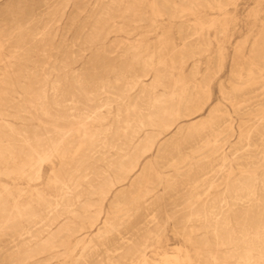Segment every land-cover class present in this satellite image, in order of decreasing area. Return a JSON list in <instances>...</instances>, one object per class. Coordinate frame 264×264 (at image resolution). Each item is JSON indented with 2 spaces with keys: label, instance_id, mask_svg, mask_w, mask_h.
<instances>
[{
  "label": "rangeland",
  "instance_id": "rangeland-1",
  "mask_svg": "<svg viewBox=\"0 0 264 264\" xmlns=\"http://www.w3.org/2000/svg\"><path fill=\"white\" fill-rule=\"evenodd\" d=\"M135 1L0 0V264H264V0Z\"/></svg>",
  "mask_w": 264,
  "mask_h": 264
},
{
  "label": "bare ground",
  "instance_id": "bare-ground-1",
  "mask_svg": "<svg viewBox=\"0 0 264 264\" xmlns=\"http://www.w3.org/2000/svg\"><path fill=\"white\" fill-rule=\"evenodd\" d=\"M132 1H133V0H132ZM136 1H137V0H136ZM136 1H135V2H136ZM211 1H212V0H211ZM217 1H218V0H217ZM229 1H230V0H229ZM122 2H123V1H122ZM135 2H134V3H135ZM183 2H184V1H183ZM188 2H189V1H188ZM209 2H210V1H209ZM221 2H222V1H221ZM68 3H69V2H68ZM191 3H192V2H191ZM191 3H190V4H191ZM199 3H200V2H199ZM205 3H206V2H205ZM205 3L200 4V6H202V5L205 4ZM211 3H212V2H211ZM135 4H137V3H135ZM159 4H160V3H159ZM171 4H172V3H171ZM226 4H228V3H226ZM191 5H192V4H191ZM194 5H195V4H193V7H195ZM197 5H199V4H197ZM212 5H213V3H212ZM216 5H217V4H216ZM222 5H223V4H222ZM127 6H129V5H127ZM132 6H133V5H132ZM132 6H131V7H132ZM184 6H185V5H184ZM188 6H189V5H188ZM213 6H214V5H213ZM105 7H106V6H105ZM129 7H130V6H129ZM193 7H192V8H193ZM215 7H218V6H215ZM110 8H111V7H110ZM177 8H178V7H177ZM189 8H190V7H189ZM198 8H199V7H198ZM168 9H169V8H168ZM128 10H129V8H128ZM133 10H134V9H133ZM208 10H209V9H208ZM100 12H101V11H100ZM105 12H106V11H105ZM180 12H181V11H180ZM176 13H177V12H176ZM101 15H102V14H101ZM175 15H176V14H175ZM178 16H179V15H178ZM97 17H98V16H97ZM104 17H106V16H104ZM172 17H173V16H172ZM108 18H109V17H108ZM174 18H175V17H174ZM98 23H99V22H98ZM205 27H206V26H205ZM205 29H206V28H205ZM98 36H99V35H98ZM91 37H92V36H91ZM20 38H21V37H20ZM95 39H96V38H95ZM0 40H1V39H0ZM193 40H194V39H193ZM217 40H218V39H217ZM1 41H3V40H1ZM33 41H34V40H33ZM42 41H44V40H42ZM5 43H6V42H5ZM1 44H2V43H1ZM217 44H218V43H217ZM6 45H7V44H6ZM182 45H183V44H182ZM14 46H15V45H14ZM193 46H194V45H193ZM205 46H206V45H205ZM22 47H23V46H22ZM197 47H198V46H197ZM0 48H1V47H0ZM205 48H206V47H205ZM30 49H31V48H30ZM5 50H6V49H5ZM23 50H24V49H23ZM27 50H28V49H27ZM218 51H219V50H218ZM0 52H1V51H0ZM29 52H30V51H29ZM1 53H2V52H1ZM40 54H41V53H40ZM153 54H154V53H153ZM12 55H13V54H12ZM27 55H28V54H27ZM2 57H3V56H2ZM12 57H13V56H12ZM161 58H162V57H161ZM159 59H160V58H159ZM16 60H17V59H16ZM137 60H138V59H137ZM148 60H149V59H148ZM27 61H28V60H27ZM180 61H181V60H180ZM150 62H151V61H150ZM261 63H262V62H261ZM151 64H152V63H151ZM250 64H251V63H250ZM245 65H246V64H245ZM8 66H9V65H8ZM16 66H17V65H16ZM146 66H147V65H146ZM220 66H221V65H220ZM253 66H255V65L253 64ZM263 66H264V65H263ZM174 67H175V66H174ZM247 67H248V66H247ZM261 67H262V66H261ZM30 68H31V67H30ZM244 68H245V67H244ZM26 69H27V68H26ZM64 70H65V69H64ZM253 71H254V70H253ZM255 71H256V70H255ZM24 72H25V71H24ZM153 72H154V71H153ZM191 72H192V71H191ZM237 72H239V71H237ZM60 73H61V72H60ZM196 73H197V72H196ZM206 73H208V72H206ZM244 73H245V72H244ZM157 75H158V74H157ZM75 76H76V75H75ZM194 76H195V75H194ZM205 76H206V75H205ZM233 76H234V75H233ZM158 77H160V76H158ZM158 77H157V79H158ZM1 78H2V77H1ZM194 78H195V77H194ZM155 79H156V78H155ZM81 81H82V80H81ZM99 82H100V81H99ZM158 83H159V82H158ZM181 83H182V82H181ZM204 83H206V82H204ZM208 83H209V81H208ZM55 84H56V83H55ZM45 85H46V84H45ZM153 85H155V84H153ZM153 85H152V86H153ZM109 86H110V85H109ZM191 86H192V85H191ZM94 87H95V86H94ZM116 87H117V86H116ZM153 87H154V86H153ZM153 87H152V88H153ZM177 87H178V86H177ZM179 87H181V85H179ZM101 88H102V87H101ZM219 88H220V87H219ZM50 90H51V89H50ZM103 90H104V89H103ZM206 90H207V89H206ZM223 90H224V89H223ZM223 90H222V91H223ZM144 91H145V90H144ZM152 91H153V89H152ZM146 92H147V91H146ZM242 93H243V92H242ZM1 95H2V94H1ZM38 95H39V94H38ZM121 95H122V94H121ZM143 95H144V94H143ZM66 96H67V95H66ZM73 96H74V95H73ZM107 96H108V95H107ZM27 97H28V96H27ZM163 97H164V96H163ZM166 97H167V96H166ZM192 97H193V96H192ZM233 97H235V96H233ZM34 98H35V97H34ZM168 98H169V97H168ZM33 100H34V99H33ZM42 100H43V99H42ZM60 100H61V99H60ZM119 100H120V99H119ZM144 100H145V99H144ZM160 100H161V99H160ZM167 100H169V99H166V101H167ZM186 100H187V99H186ZM188 100H189V99H188ZM190 100H191V99H190ZM227 100H228V99H227ZM263 100H264V99H263ZM45 101H46V100H45ZM65 101H66V100H65ZM36 102H37V101H36ZM36 102H35V103H36ZM188 102H189V101H188ZM197 102H198V101H197ZM240 102H241V101H240ZM245 102H246V101H245ZM256 102H257V101H256ZM258 102H260V100H259ZM71 103H72V102H71ZM85 103H86V102H85ZM154 103H155V101H154ZM156 103H158V102H156ZM163 103H164V102H163ZM167 103H168V102H167ZM190 103H191V102H190ZM234 103H235V102H234ZM104 104H105V103H104ZM107 104H108V103H107ZM159 104H160V103H159ZM182 104H184V103H182ZM194 104H195V103H194ZM52 105H53V104H52ZM90 105H91V104H90ZM164 105H165V104H164ZM166 105H167V104H166ZM184 105H187V104H184ZM199 105H200V104H199ZM170 106H172V103L170 104ZM235 106H236V105H235ZM239 106H240V105H239ZM163 107H164V106H163ZM167 107H168V106H167ZM185 107H186V106H185ZM187 107H188V106H187ZM201 107H202V106H201ZM255 107H256V106H255ZM33 108H34V107H33ZM84 108H85V107H84ZM92 108H93V107H92ZM164 109H165V107H164ZM186 109H187V108H186ZM201 109H202V108H200L199 110L201 111ZM253 109H254V108H253ZM74 110H75V109H74ZM157 110H159V109H157ZM157 110H155V111H157ZM189 110H190V109H189ZM257 110H258V109H257ZM140 111H141V110H140ZM140 111H139V112H140ZM236 111H238V110H236ZM76 112H77V111H76ZM252 112H254V110H253ZM66 113H67V112H66ZM183 113H184V111H183ZM208 113H209V112H208ZM83 114H84V113H83ZM159 114H160V113H159ZM159 114L157 113V115H159ZM216 114H217V113H216ZM36 115H37V114H36ZM88 115H89V114H88ZM152 115H153V114H152ZM164 115H165V114H164ZM182 115H184V114H182ZM182 115H181V116H182ZM190 115H192V113H188V114L186 113V116L189 117ZM66 116H67V115H66ZM85 116H86V114H85ZM93 116H94V115H93ZM97 116H98V115H97ZM100 116H101V115H100ZM134 116H135V115H134ZM153 116H155V115H153ZM217 116H218V115H217ZM87 117H88V116H87ZM98 117H99V116H98ZM98 117H97V118H98ZM141 117H142V116H141ZM184 117H185V116H184ZM188 117H187V118H188ZM210 117H211V116H210ZM213 117H214V116H213ZM213 117H212V118H213ZM227 117L230 118V115L227 116ZM99 118H100V117H99ZM99 118H98V119H99ZM161 118H162V117H161ZM166 118H167V117H166ZM180 118H181V117H180ZM91 119H94V118H91ZM147 119H148V118H147ZM157 119H159V118H157ZM162 119H163V118H162ZM78 120H79V119H78ZM134 120H135V119H134ZM159 120H160V119H159ZM222 120H223V119H222ZM222 120H221V121H222ZM226 120H227V119H226ZM96 121H97V119H96ZM128 121H129V120H128ZM137 121H138V119H137ZM149 121H150V120H149ZM155 121H156V120H155ZM170 121H171V123H172V120H170ZM228 121H229V120H228ZM231 121H232V120H231ZM263 121H264V120H263ZM97 122H98V121H97ZM99 122H100V121H99ZM161 122H162V121H161ZM223 122H224V121H223ZM243 122H244V121H243ZM64 123H65V122H64ZM92 123H93V122H92ZM126 123H127V122H126ZM134 123H135V121H134ZM147 123H148V122H147ZM154 123H155V122H154ZM163 123H164V122H163ZM171 123H170V124H171ZM175 123H176V122H175ZM217 123H218V122H217ZM65 124H66V123H65ZM93 124H94V123H93ZM131 124H132V123H131ZM166 124H167V123H166ZM170 124H169V125H170ZM173 124H174V122L172 123V125H173ZM218 124H219V123H218ZM242 124H243V123H242ZM262 124H263V123H262ZM128 125H129V124H128ZM150 125H151V123H150ZM222 125H223V124H222ZM228 125H230V124H228ZM2 126H3V125H2ZM126 126H127V125H126ZM129 126H130V125H129ZM131 126H133V125H131ZM145 126H146V125H145ZM223 126H224V125H223ZM225 126H226V125H225ZM225 126H224V127H225ZM246 126H247V125H246ZM246 126H245V127H246ZM252 126H253V125H252ZM77 127H78V126H77ZM133 127H137V125H136V126H133ZM139 127H140V126H139ZM152 127H153V126H152ZM156 127H157V126H156ZM226 127H227V126H226ZM226 127H225V128H226ZM245 127H244V128H245ZM256 127H257V126H256ZM262 127H263V126H262ZM126 128H127V127H126ZM137 128H138V127H137ZM137 128H136V129H137ZM154 128H155V127H154ZM162 128H163V127H162ZM177 128H178V127H177ZM209 128H211V127H209ZM225 128H224V129H225ZM227 128H228V127H227ZM227 128H226V129H227ZM53 129H54V128H53ZM133 129H134V128H133ZM136 129H135V130H136ZM138 129H139V128H138ZM156 129H157V128H156ZM158 129H159V128H158ZM158 129H157V130H158ZM180 129H181V128H180ZM180 129H179V130H180ZM232 129H233V128H232ZM232 129H230V130H232ZM257 129H259V128H257ZM206 130H207V129H206ZM206 130H205V132H206ZM208 130H209V129H208ZM208 130H207V131H208ZM211 130H212V129H211ZM250 130H251V129H250ZM250 130H249V131H250ZM252 130H253V129H252ZM254 130H255V129H254ZM130 131H132V129H131ZM160 131H161V130H160ZM162 131H163V130H162ZM215 131H216V130H215ZM259 131H261V130H259ZM59 132H60V131H59ZM91 132H92V131H91ZM96 132H97V131H96ZM132 132H133V131H132ZM138 132H139V131H138ZM163 132H164V131H163ZM221 132H223V131H221ZM227 132L229 133V131H227ZM227 132H226V133H227ZM245 132H246V131H245ZM247 132H248V131H247ZM251 132H253V131H251ZM251 132H250V133H251ZM255 132H257V131H255ZM86 133H87V132H86ZM86 133H85V134H86ZM89 133H90V131H89ZM92 133H93V132H92ZM135 133H136V132H135ZM199 133H200V132H199ZM202 133H203V132H202ZM209 133H210V132H209ZM214 133H215V132H214ZM228 133H227V134H228ZM248 133H249V132H248ZM81 134H82V133H81ZM115 134H116V133H115ZM126 134H127V132H126ZM128 134H129V132H128ZM148 134H151V133H148ZM152 134H153V133H152ZM156 134H157V133H156ZM210 134H211V133H210ZM210 134H209V135H210ZM242 134H243V133H242ZM242 134H241V135H242ZM244 134H246V133H244ZM244 134H243V135H244ZM254 134H256V133H254ZM49 135H50V134H49ZM83 135H84V133H83ZM88 135H89V134H88ZM99 135H100V134H99ZM120 135H121V134H120ZM131 135H132V134H131ZM146 135H147V134H146ZM146 135H145V136H146ZM157 135H158V134H157ZM211 135H212V134H211ZM243 135H242V136H243ZM258 135H259V137H260V134H258ZM258 135H256L255 137H258ZM94 136H96V135H94ZM107 136H108V135H107ZM114 136H115V135H114ZM133 136H134V135H132V137H133ZM217 136H218V134H217ZM217 136H215V137H217ZM223 136H226V135L223 134ZM232 136H233V135H232ZM248 136H250V134H248ZM97 137H98V136H97ZM123 137H125V136H123ZM123 137H122L121 139H124ZM147 137H149V136L147 135ZM150 137H151V135H150ZM190 137H191V136H190ZM193 137H194V136H193ZM196 137H197V136H196ZM199 137H200V136H199ZM213 137H214V136H213ZM215 137H214V138H215ZM245 137H246V135H245ZM87 138H88V137H87ZM92 138H93V137H92ZM129 138H130V137H129ZM129 138H128V139H129ZM151 138H152V137H151ZM201 138H202V137H201ZM203 138H204V137H203ZM218 138H219V137H218ZM89 139H90V138H89ZM131 139H132V138H131ZM157 139H158V138H157ZM189 139H190V138H189ZM191 139H192V138H191ZM191 139H190V141H191ZM196 139H197V138H196ZM215 139H216V138H215ZM220 139H221V138H220ZM239 139H240V138H238V140H239ZM243 139H244V138H243ZM247 139H248V138H247ZM254 139H255V138H254ZM257 139H258V138H257ZM145 140H146V139H145ZM183 140H184V139H183ZM193 140H194V139H193ZM213 140H214V139H213ZM221 140H222V139H221ZM227 140H228V139H227ZM248 140H250V139H248ZM248 140H247V141H248ZM92 141H94V138L92 139ZM115 141H116V139H115ZM121 141H122V140H121ZM128 141H129V140H128ZM130 141H131V140H130ZM130 141H129V142H130ZM141 141H142V140H141ZM154 141H156V139H154ZM217 141H219V139H218ZM225 141H226V140H225ZM250 141H251V140H250ZM262 141H263V140H262ZM131 142H132V141H131ZM143 142H144V141H143ZM165 142H166V141H165ZM188 142H189V141H188ZM188 142H187V143H188ZM192 142H193V141H192ZM192 142H191V143H192ZM88 143H89V141H88ZM88 143H87V144H88ZM118 143H119V142H118ZM125 143H126V142H125ZM194 143H195V142H194ZM197 143H198V142H197ZM197 143H196L195 145H197ZM245 143H246V142H245ZM249 143H250V142H249ZM89 144H90V143H89ZM93 144L95 145V143H93ZM192 144H193V143H192ZM192 144H191V145H192ZM205 144H206V143H205ZM213 144H214V141H213ZM215 144H216V143H215ZM223 144H224V143H223ZM251 144H252V143H250V145H251ZM124 145H125V144H124ZM127 145H128V144H127ZM139 145H140V144H139ZM139 145H138V147H139ZM141 145H143V144H141ZM141 145H140V146H141ZM175 145H177V144H175ZM199 145H201V144L199 143ZM199 145H198V147H200ZM117 146H118V145H117ZM121 146H122V145H121ZM153 146H154V143L151 142V140H150V142H149V149H153V148H152ZM173 146H174V145H173ZM173 146H172V147H173ZM213 146H214V145H213ZM213 146H212V147H213ZM221 146H222V145H221ZM223 146H224V145H223ZM240 146H241V145H240ZM252 146H253V145H252ZM252 146H251V147H252ZM29 147H30V146H29ZM88 147H89V146H88ZM124 147H125V146H124ZM124 147H123V148H124ZM130 147H131V146H130ZM175 147H176V146H175ZM193 147H194V146H193ZM195 147H196V146H195ZM198 147H197V148H198ZM203 147H205V146H203ZM247 147H248V145H247ZM55 148H56V147H55ZM116 148H117V147H116ZM116 148H115V149H116ZM118 148H119V147H118ZM140 148H141V147H140ZM145 148H146V147H145ZM191 148H192V147H191ZM219 148H221V147H219ZM236 148H237V147H236ZM53 149H54V148H53ZM119 149H120V148H119ZM121 149H122V148H121ZM137 149H139V148H137ZM143 149H144V147H143ZM175 149H176V148H175ZM178 149H179V148H178ZM194 149H195V148H194ZM204 149H205V148H204ZM234 149H235V148H234ZM126 150H129V149H126ZM139 150H140V149H139ZM145 150H146V149H145ZM176 150H177V149H176ZM179 150H180V149H179ZM191 150H193V149H191ZM201 150H202V149H201ZM219 150H220V149H219ZM245 150H246V149H245ZM254 150H256V149H254ZM261 150H262V149H261ZM98 151H99V150H98ZM102 151H103V150H102ZM117 151H118V149H117ZM132 151H133V150H132ZM149 151H150V150H149ZM177 151H178V150H177ZM257 151H258V150H257ZM259 151H260V150H259ZM114 152H115V151H114ZM125 152H126V151H125ZM241 152H242V151H241ZM248 152H249V151H248ZM32 153H33V152H32ZM134 153H135V151H134ZM141 153H142V152H141ZM195 153H196V152H195ZM206 153H208V151H207ZM234 153H236V152L234 151L233 154H234ZM239 153H240V152H239ZM245 153H246V152H245ZM261 153H262V152H261ZM40 154H41V153H40ZM120 154H121V153H120ZM122 154H124V153H122ZM125 154H126V153H125ZM135 154H137V153H135ZM138 154H139V153H138ZM146 154H147V152H146ZM231 154H232V153H231ZM251 154H252V153H251ZM114 155H115V154H114ZM116 155H117V154H116ZM129 155H130V154H129ZM243 155H244V154H242V156H243ZM259 155H260V154H259ZM259 155H258V156H259ZM131 156H132V155H131ZM212 156H214V155H212ZM223 156H224V155H223ZM223 156H222V158L220 159V166H221V167L225 165V164H224V157H223ZM235 156H236V155H235ZM242 156H239V157L241 158ZM255 156H256V155H255ZM263 156H264V155H263ZM121 157H122V156H121ZM209 157H210V156H209ZM214 157H215V156H214ZM237 157H238V156H237ZM248 157H250V156H248ZM251 157H252V155H251ZM30 158H32V157H30ZM122 158H123V157H122ZM129 158H130V157H129ZM129 158H128V159H129ZM226 158H228V157H226ZM233 158H234V156L232 157V159H233ZM9 159H10V158H9ZM42 159H43V158H42ZM118 159H119V158H118ZM218 159H219V158H218ZM238 159H239V158H238ZM250 159H252V158H250ZM43 160H44V159H43ZM119 160H120V159H119ZM131 160H132V159H131ZM229 160H230V159H229ZM247 160H248V158H247ZM115 161H116V159H115ZM123 161H125V160H123ZM249 161H250V160H249ZM112 162H114V161H112ZM118 162H119V161H118ZM129 162H130V161H129ZM234 162H235V161H234ZM247 162H248V161H247ZM259 162H260V161H259ZM259 162H258V164H261V163H259ZM125 163L130 164V163H128V162H125ZM132 163H133V162H132ZM212 163H213V162H212ZM218 163H219V162H218ZM226 163H227V162H226ZM228 163H229V162H228ZM236 163H237V162H236ZM241 163H242V162H241ZM245 163H246V161H245ZM254 163H255V162H254ZM114 164H116V162H114ZM127 164H126V165H127ZM137 164H138V162L136 161L135 163L131 164L132 166H131L130 168H125L123 165H121V166L119 165V166L122 168V172L125 171V172H124L125 174H124V177H123L122 180H125V179L129 176L128 174H129L132 170H134V169L137 167ZM249 164H250V163H249ZM126 165H125V166H126ZM194 165H195V164H194ZM197 165H198V164H197ZM230 165H231V164H230ZM256 165H257V164H256ZM108 166H109V165H108ZM225 166H227V165H225ZM234 166H235V165H234ZM257 166H258V165H257ZM202 167H203V166H202ZM230 167H232V166H230ZM244 167H245V165H244ZM105 168H107V167H105ZM212 168H213V167H212ZM238 168H239V167H238ZM241 168H243V167H241ZM245 168H246V167H245ZM249 168H250V165H249ZM254 168H255V167H254ZM108 169H110V168H108ZM196 169H197V168H196ZM98 170H99V169H98ZM102 170H103V169H102ZM112 170H114V169H112ZM112 170H111V171H112ZM203 170H205V169H203ZM100 171H101V170H100ZM107 171H108V170H107ZM117 171H118V170H117ZM194 171H195V170H194ZM197 171H198V170H197ZM250 171H252V170H250ZM255 171H256V170H255ZM37 172H38V171H37ZM97 172H98V171H97ZM103 172H104V171H103ZM109 172H110V171H109ZM198 172H199V171H198ZM202 172H203V171H202ZM218 172H219V171H218ZM95 173H96V172H95ZM110 173H111V172H110ZM192 173H193V172H192ZM199 173H200V172H199ZM230 173H231V172L227 171V173H226L227 178H228V176H230ZM189 174L191 175V173H189ZM222 174H223V173H222ZM212 175H213V174H212ZM36 176H37V175H36ZM100 176H101V175H100ZM117 176H118V173H117ZM29 177H30V176H29ZM94 177H95V176H94ZM118 177H119V176H118ZM118 177H117V178H118ZM187 177H188V176H187ZM193 177H194V176H193ZM230 177H231V176H230ZM256 177H257V176H256ZM263 177H264V176H263ZM147 178H149V177H147ZM147 178H146V179H147ZM189 178H191V177H189ZM194 178H195V177H194ZM198 178H199V177H198ZM198 178L196 177V179H198ZM92 179H93V178H92ZM100 179H101V178H100ZM100 179H98V180H100ZM103 179H104V177H103ZM103 179H102V180H103ZM108 179H109V178H108ZM146 179H145V180H146ZM192 179H193V178H192ZM224 179H225V178H224ZM228 179H229V178H228ZM249 179H250V178H249ZM249 179H247V180H249ZM252 179H253V178H252ZM255 179H256V178H255ZM89 180H90V179H89ZM114 180H115V179H114ZM186 180H187V179H186ZM201 180H202V179H201ZM261 180H262V178H261ZM139 181H140V180H139ZM147 181H148V180H147ZM188 181H189V180H188ZM225 181H226V180H225ZM236 181H237V180H236ZM250 181H251V180H250ZM252 181H254V180H252ZM51 182H52V181H51ZM90 182H91V180H90ZM90 182H88V183H90ZM99 182H100V181H99ZM182 182H183V181H182ZM220 182H221V181H220ZM254 182H255V181H254ZM256 182H257V181H256ZM262 182H263V181H262ZM262 182H261V183H262ZM69 183H70V182H69ZM116 183H118V182H116ZM185 183H187V181H186ZM185 183H184V184H185ZM244 183H245V182H244ZM244 183H243V184H244ZM85 184H86V182H85ZM112 184H113L112 181H107V182H105L102 186L99 185L100 187H99V189H98V192H99V195H100L103 199H105L106 195L108 194V192H109V190H110V187H112ZM175 184H176V183H175ZM177 184H178V183H177ZM179 184H180V183H179ZM182 184H183V183H182ZM190 184H191V183H190ZM237 184H239V183H237ZM241 184H242V183H241ZM247 184H249V183H247ZM145 185H146V184H145ZM224 185H225V184H224ZM232 185H233V184H232ZM244 185H245V184H244ZM251 185H252V184H251ZM84 186H85V185H84ZM92 186H94V184H93ZM167 186H168V185H167ZM177 186H178V185H177ZM227 186H228V185H227ZM227 186H226V188H227ZM230 186H231V185H230ZM234 186H235V185H234ZM246 186H247V185H246ZM248 186H249V185H248ZM262 186H263V184H262ZM77 187H78V186H77ZM94 187H95V186H94ZM138 187H140V186H138ZM141 187H142V186H141ZM241 187H242V186H241ZM252 187H255V186H252ZM64 188H65V187H64ZM80 188H81V186H80ZM170 188H171V187H170ZM226 188H225V189H226ZM238 188H239V187H238ZM238 188H237V189H238ZM250 188H251V186H250ZM261 188H264V187H261ZM261 188H260V189H261ZM85 189H86V188H85ZM85 189H84L83 191H85ZM172 189H174V188H172ZM227 189H228V188H227ZM234 189H235V188H234ZM87 190H88V189H87ZM87 190H86V191H87ZM90 190H91V189H90ZM230 190H231V189H230ZM86 191H85V192H86ZM138 191H139V190H138ZM239 191H240V190H239ZM248 191H249V190H248ZM77 192H78V190H77ZM87 192H88V191H87ZM90 192H91V191H90ZM92 192H93V191H92ZM228 192H229V191H228ZM235 192H236V191H235ZM235 192H233V193H235ZM254 192H255V191H254ZM64 193H65V192H64ZM69 193H70V192H69ZM75 193H76V192H75ZM81 193H82V192H81ZM204 193H205V192H204ZM239 193H240V192H239ZM241 193H242V192H241ZM243 193H244V195H248L247 192H244V191H243ZM245 193H246V194H245ZM262 193H263V192H262ZM76 194H77V193H76ZM79 194H80V193H79ZM87 194H88V193H87ZM91 194H92V193H91ZM254 194H255V193H254ZM254 194H253V195H254ZM64 195H65V194H64ZM66 195H67V194H66ZM82 195H83V194H82ZM144 195H145V194H144ZM228 195H229V194H228ZM255 195H256V194H255ZM261 195H262V194H261ZM261 195H260V196H261ZM89 196H90V195H89ZM89 196H88V197H89ZM235 196H236V195H235ZM73 197H74V196H73ZM93 197H94V196H93ZM98 197H99V196H98ZM232 197L234 198V196H232ZM242 197H243V196H242ZM252 197H253V196H252ZM252 197H251V198H252ZM69 198H70V197H69ZM82 198H83V197H82ZM223 198H224V197H223ZM247 198H248V197H247ZM260 198L263 200L262 197H260ZM58 199H59V198H58ZM67 199H68V198H66V200H67ZM71 199H72V198H71ZM71 199H70V200H71ZM76 199H77V198H76ZM214 199H215V198H214ZM239 199H240V198H239ZM245 199H246V198H245ZM62 200L65 201L64 198H63ZM77 200H79V198H78ZM83 200H84V199H83ZM191 200H192V199H191ZM233 200H234V199H233ZM248 200H249V199H248ZM72 201H73V199H72ZM84 201H85V200H84ZM93 201H94V200H93ZM189 201H190V200H189ZM245 201H246V200H245ZM250 201H251V200H250ZM260 201H261V200H260ZM242 202H243V201H242ZM258 202H259V198H258ZM58 203H59V202H58ZM58 203H57V205H58ZM60 203H61V202H60ZM84 203H85V202H84ZM190 203H191V202H190ZM192 203H193V202H192ZM213 203H214V202H213ZM249 203L251 204V202H248V204H249ZM263 203H264V202H263ZM73 204H74V203H73ZM85 204H87V203H85ZM193 204H194V203H193ZM203 204H204V203H203ZM203 204H202V205H203ZM231 204H234V203H231ZM242 204H243V203H242ZM255 204H256V203H255ZM258 204H259V203H258ZM14 205H15V204H14ZM57 205H56V206H57ZM71 205H72V203L69 202V201L66 202V203H64L63 209L65 210V212L67 211V213H68L69 210H71V209H70V208H71V207H70ZM82 205H83V204H82ZM202 205H201V207L204 206V205H203V206H202ZM237 205H238V204H237ZM253 205H254V204H253ZM58 206H59V205H58ZM61 206H62V205H61ZM76 206H77V205H76ZM79 206L81 207V205H79ZM83 206H84V205H83ZM189 206H191V205H189ZM205 206H206V204H205ZM233 206H234V205H233ZM248 206H249V205H248ZM255 206H256V205H255ZM255 206H254V207H255ZM260 206H261V205H260ZM77 207H78V206H77ZM85 207H86V206H85ZM201 207H200V208H201ZM206 207H207V206H206ZM209 207H210V206H209ZM231 207H232V206H231ZM236 207H237V206H236ZM240 207H241V206H240ZM252 207H253V206H252ZM258 207H259V205H258ZM258 207H257V208H258ZM262 207H263V206H262ZM220 208H221V207H220ZM222 208H223V207H222ZM232 208H233V207H232ZM250 208H251V207H250ZM257 208H256V209H257ZM78 209H79V208H78ZM81 209H82V208H81ZM81 209H80V210H81ZM87 209H88V208H87ZM191 209H192V208H191ZM207 209H208V207H207ZM248 209H249V207H248ZM261 209H262V208H261ZM263 209H264V208H263ZM61 210H62V209H61ZM61 210H60V211H61ZM197 210H198V209H197ZM204 210H205V209H204ZM214 210H215V209H214ZM229 210H230V209H229ZM234 210H235V208H234ZM249 210H250V209H249ZM58 211H59V209H58ZM60 211H59V212H60ZM88 211H89V209H88ZM147 211H148V210H147ZM199 211H201V210H199ZM207 211H209V210H207ZM224 211H225V210H224ZM255 211H256V210H255ZM258 211H261V210H258ZM61 212H63V210H62ZM196 212H197V211H196ZM201 212H204V211H201ZM218 212H219V211H218ZM227 212H229V211L227 210ZM227 212H226V213H227ZM237 212H238V211H236V213H237ZM240 212H242V211H239V213H240ZM252 212H254V211L252 210ZM262 212H263V211H262ZM74 213H75V212H74ZM76 213H77V212H76ZM76 213H75V215H76ZM94 213H95V212H94ZM188 213H189V211H188ZM190 213H192V212L190 211ZM199 213H200V212H199ZM199 213H197V214H199ZM222 213H224V212L222 211ZM231 213H232V212H231ZM242 213H243V212H242ZM254 213H255V212H254ZM260 213H261V212H260ZM58 214H60V213H58ZM78 214H79V213H78ZM186 214H187V213H186ZM186 214H185L184 216H186ZM204 214H206V213L204 212ZM210 214H212V213H210ZM227 214L229 215V213H227ZM227 214H226V216H227ZM249 214H250V212L248 211V215H249ZM255 214L257 215V213H255ZM68 215H69V214H68ZM73 215H74V214H73ZM73 215H72V216H73ZM81 215H82V214H81ZM90 215H91V214H90ZM191 215H192V214H191ZM199 215H200V214H199ZM199 215H198V217H199ZM202 215H203V214H202ZM224 215H225V214H224ZM224 215H223V216H224ZM241 215H242V214H241ZM261 215H262V214H261ZM261 215H260V216H261ZM263 215H264V214H263ZM95 216L98 217V214H96ZM188 216H189V215H188ZM193 216H194V215H193ZM211 216H212V215H211ZM250 216H252V215H250ZM250 216H249L248 218H250ZM253 216H255V215H253ZM253 216H252V217H253ZM257 216H258V215H257ZM257 216H256V217H257ZM66 217H67V216H66ZM69 217H70V216H69ZM69 217H67V218H69ZM86 217H87V216H86ZM91 217H92V216H91ZM91 217H90V218H91ZM150 217H151V216H150ZM189 217H191V216H189ZM189 217H188V218H189ZM196 217H197V216H196ZM205 217H206V216H204V218H205ZM221 217H222V216H221ZM221 217H220V219H221ZM233 217H234V216H233ZM241 217H242V216H241ZM244 217H245V216H244ZM246 217H247V216H246ZM258 217H259V216H258ZM70 218H71V217H70ZM148 218H149V217H148ZM186 218H187V217H186ZM194 218H195V217H194ZM204 218H202L201 220H203ZM207 218H210V217L208 216ZM225 218H226V217H225ZM227 218H228V216H227ZM237 218H238V217H237ZM237 218H235V219H237ZM239 218H240V217H239ZM239 218H238V219H239ZM242 218H243V217H242ZM261 218L263 219V217H261ZM87 219H88V218H87ZM143 219H144V218H143ZM190 219H191V218H190ZM240 219H241V218H240ZM240 219H239V220H240ZM257 219H258V218H257ZM91 220H92V219H91ZM147 220H148V219H147ZM195 220H196V219H195ZM210 220H212V219H210ZM210 220H209V221H210ZM222 220H224V219H222ZM226 220H227V219H226ZM228 220H229V219H228ZM241 220H242V223H244V222H243V219H241ZM244 220H245V218H244ZM246 220H247V219H246ZM246 220H245V221H246ZM251 220H254V217H253V219H250V221H251ZM259 220H261V219L259 218ZM77 221H81V220H77ZM83 221H85V220H83ZM105 221H106V220H104L103 223H105ZM120 221H121V219H120ZM190 221H192V220H190ZM205 221H206V219H205ZM262 221H263V220H262ZM67 222H68V220H67ZM219 222H220V221H219ZM224 222H225V221H224ZM238 222H240V221H238ZM256 222H257V221H256ZM256 222H255V223H256ZM260 222H261V221H260ZM108 223H109V222H108ZM137 223H138V216H135V217H133L132 219L129 218V222H128L127 224H131L130 226L133 227V226H136ZM143 223H144V222H143ZM214 223H215V222H214ZM229 223H230V221H229ZM247 223H248V222H247ZM251 223H253V221H252ZM255 223H254V224H255ZM257 223H258V222H257ZM125 224H126V223H125ZM146 224L148 225V221H147ZM67 225H68V224H67ZM141 225H142V224H141ZM209 225H210V224H209ZM218 225H219V224H218ZM225 225H226V224H225ZM228 225H229V224H228ZM244 225H245V223H244ZM246 225H247V224H246ZM258 225H259V224H258ZM241 226H242V225H241ZM252 226H253V225H252ZM256 226H257V225H256ZM73 227H74V226H73ZM110 227H112V226H110ZM216 227H217V226H216ZM216 227H215V228H216ZM220 227H221V226H220ZM227 227H228V226H227ZM259 227H260V226H259ZM259 227H257V228L253 227V228L258 229ZM33 228H35V227H33ZM66 228H67V227H66ZM112 228H114V227H112ZM126 228H127V226H126ZM142 228H143V226H142ZM215 228H214V229H215ZM239 228H240V227H239ZM246 228H247V226H246ZM76 229H77V228H76ZM123 229H124V228H123ZM111 230H112V229H111ZM114 230H115V229H114ZM133 230H134V229H133ZM191 230H192V228H191ZM215 230H217V228H216ZM228 230H229V229H228ZM231 230H232V229H230L229 231H231ZM241 230H242V229H241ZM250 230H251V229H250ZM115 231H116V230H115ZM126 231H128V230H126ZM136 231H137V230H136ZM143 231H144V234H145V235H148V226L145 227V230H143ZM242 231H245V230L243 229ZM246 231H247V230H246ZM248 231H249V230H248ZM248 231H247V232H248ZM69 232H70V231H69ZM116 232H118V230H117ZM128 232H129V231H128ZM224 232H225V231H224ZM234 232H235V231H234ZM238 232H241V231H238ZM247 232H246V234H247ZM250 232H251V231H250ZM250 232H249V233H250ZM261 232H262V231H261ZM110 233H111V232H110ZM118 233H119V232H118ZM141 233H143V232L141 231ZM216 233H217V232H216ZM232 233H233V232H232ZM232 233H230V234H232ZM242 233H243V232H242ZM24 234H25V233H24ZM28 234H29V233H28ZM136 234H137V233H136ZM225 234H226V233H225ZM235 234H236V233H235ZM73 235H74V234H73ZM115 235H116V233H115ZM213 235H214V234H213ZM237 235H239V233H238ZM237 235H236V237H237ZM250 235H251V234H250ZM258 235H260V234L258 233ZM261 235H262V234H261ZM117 236H118V235H117ZM130 236H131V234H130ZM130 236H129V237H130ZM220 236H221V235H220ZM230 236H231V235H230ZM232 236H233V235H232ZM244 236H245V235H244ZM254 236H255V235H254ZM227 237H228V236H227ZM238 237H239V236H238ZM238 237H237V238H238ZM249 237H250V236H249ZM258 237H259V236H258ZM260 237H261V236H260ZM263 237H264V236H263ZM115 238H117V237H115ZM119 238L122 239V237H120V236H119ZM134 238H135V237H134ZM214 238H215V237H214ZM225 238H226V237H225ZM231 238H232V237H231ZM97 239H98V238H97ZM132 239H133V237H132ZM139 239H140V238H139ZM218 239H219V237H218ZM222 239H224V238H222ZM226 239H227V238H226ZM228 239H229V238H228ZM241 239H242V238H241ZM248 239H249V238H248ZM111 240H112V239H111ZM124 240H127V239H124ZM234 240H235V239H234ZM239 240H240V239H238V241H239ZM118 241H119V240H118ZM120 241H121V240H120ZM120 241H119V242H120ZM204 241H205V239H204ZM216 241H217V240H216ZM219 241H220V240H219ZM240 241L242 242L243 240H240ZM240 241H239V242H240ZM248 241H249V240H248ZM248 241H247V242H248ZM27 242H28V241H27ZM130 242H131V240H130ZM201 242H203V239H202V241H200V243H201ZM205 242H206V241H205ZM213 242H214V240H213ZM230 242H231V241H230ZM234 242H235V241H234ZM247 242H246V243H247ZM250 242H251V241H250ZM253 242L255 243V241H253ZM13 243H14V242H13ZM28 243H29V242H28ZM49 243H51V242H49ZM120 243H121V242H120ZM236 243H237V242H236ZM243 243H244V242H243ZM246 243H245V244H246ZM254 243H252L253 246H254ZM29 244H30V243H29ZM132 244H134V243L132 242L131 245H132ZM211 244H212V243H211ZM214 244H215V243H214ZM218 244H219V243H218ZM218 244H216V245H218ZM228 244H229V243H228ZM228 244H227V245H228ZM241 244H242V243H241ZM241 244H240V245H241ZM207 245H209V244H207ZM207 245H206V246H207ZM230 245H232V243H231ZM230 245H228V246H230ZM43 246H44V245H43ZM47 246H48V244H47ZM100 246H101V245H100ZM124 246H125V245H124ZM126 246H127V245H126ZM137 246H138V245H137ZM137 246H134L133 248H128V252H130L131 254H134L135 252L139 251ZM202 246H203V245H202ZM221 246H222V245H221ZM233 246H234V245H233ZM248 246H249V244H248ZM255 246H256V245H255ZM44 247H45V246H44ZM204 247H205V246H204ZM213 247H214V246H213ZM225 247H226V246H225ZM238 247H239V246H238ZM241 247H243V245H242ZM250 247H251V244H250ZM144 248H145V246H144ZM236 248H237V247H236ZM239 248H240V247H239ZM245 248H247V247H245ZM245 248H243V249L245 250ZM248 248H249V247H248ZM248 248H247V249H248ZM251 248H252V247H251ZM256 248H257V247H256ZM260 248H261V246H260ZM262 248H263V247H262ZM124 249H125V248H124ZM247 249H246V250H247ZM258 249H259V248H258ZM112 250H114V249H112ZM207 250H208V249H207ZM250 250H251V249L249 248V251H250ZM252 250H255V249H252ZM260 250H261V249H260ZM116 251H117V250H116ZM121 251H122V250H121ZM121 251H120V252H121ZM185 251H186V250H185ZM210 251H211V250H210ZM232 251H233V250H232ZM236 251H237V250H236ZM261 251H262V250H261ZM263 251H264V250H263ZM86 252H87V251H86ZM207 252H209V251H207ZM229 252H230V251H229ZM238 252H239V250H238ZM96 253H97V252H96ZM109 253H110V252H109ZM220 253H221V252H220ZM222 253H223V252H222ZM233 253H234V251H233ZM236 253H237V252H236ZM245 253H246V252H245ZM262 253H263V252H262ZM107 254H108V252H107ZM119 254H121V253H119ZM231 254H232V253H231ZM239 254H240V253H239ZM243 254H244V252H243ZM243 254H242V255H243ZM246 254H247V253H246ZM246 254H245L244 256H246ZM112 255H116V253H115V254L112 253ZM134 255H135V254H134ZM220 255H221V254H220ZM224 255H225V254H224ZM240 255H241V254H240ZM249 255H250V254H249ZM81 256H82V255H81ZM163 256H164V255H163ZM178 256H179V255H178ZM209 256H210V255H209ZM233 256H234V255H233ZM107 257H110V256H107ZM213 257H214V256H213ZM225 257H226V256H225ZM229 257H230V255H229ZM229 257H226V258L228 259ZM235 257L238 258V256H235ZM121 258H122V257H121ZM178 258H179V257H177L176 260H178ZM204 258H205V257H204ZM259 258H260V257H259ZM187 259H188V258H187ZM206 259H207V258H206ZM218 259H219V258H218ZM229 259H230V258H229ZM229 259H228V260H229ZM256 259H257V258H256ZM256 259H255V260H256ZM112 260H114V259H112ZM118 260H119V259H118ZM134 260H135V259H134ZM183 260H184V259H183ZM204 260H205V259H204ZM249 260H250L249 257L245 258L243 264H250ZM25 261H26V260H25ZM107 261H108V260H107ZM110 261H111V260H110ZM131 261L133 262L132 259H131ZM187 261H188V260H187ZM206 261H207V260H206ZM241 261H242V260H241ZM258 261H259V260H258ZM115 262H116V261H115ZM132 262H130V263H132ZM178 262H180V261H178ZM242 262H243V261H242ZM252 262H253V261H252ZM155 263H156V262H155ZM188 263H189V261H188ZM209 263H210V262H209ZM109 264H110V263H109ZM111 264H112V262H111ZM179 264H180V263H179ZM215 264H216V263H215ZM241 264H242V263H241Z\"/></svg>",
  "mask_w": 264,
  "mask_h": 264
}]
</instances>
